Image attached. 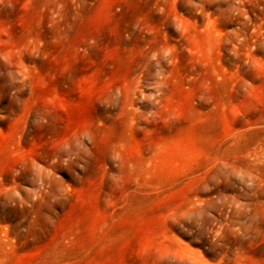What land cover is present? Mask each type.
Masks as SVG:
<instances>
[{"label":"rangeland","instance_id":"rangeland-1","mask_svg":"<svg viewBox=\"0 0 264 264\" xmlns=\"http://www.w3.org/2000/svg\"><path fill=\"white\" fill-rule=\"evenodd\" d=\"M0 264H264V0H0Z\"/></svg>","mask_w":264,"mask_h":264}]
</instances>
